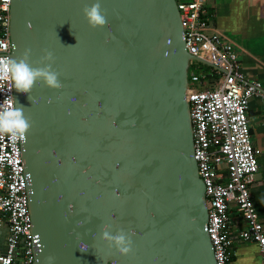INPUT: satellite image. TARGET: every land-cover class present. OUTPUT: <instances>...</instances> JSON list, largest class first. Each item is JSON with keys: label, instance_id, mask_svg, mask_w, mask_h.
<instances>
[{"label": "water", "instance_id": "1", "mask_svg": "<svg viewBox=\"0 0 264 264\" xmlns=\"http://www.w3.org/2000/svg\"><path fill=\"white\" fill-rule=\"evenodd\" d=\"M94 2L10 3V57L28 48L43 67L52 52L62 84L38 83L34 103L13 87L32 121L21 147L33 264H216L186 100L189 60L212 65L187 52L176 0H99L95 29L82 14ZM103 224L131 231L128 255L100 239Z\"/></svg>", "mask_w": 264, "mask_h": 264}, {"label": "built area", "instance_id": "2", "mask_svg": "<svg viewBox=\"0 0 264 264\" xmlns=\"http://www.w3.org/2000/svg\"><path fill=\"white\" fill-rule=\"evenodd\" d=\"M176 2L187 52L212 65L209 71L201 68L203 71L189 75L186 100L197 173L205 188L207 232L215 262L230 264L227 247L231 243L228 228L233 203L246 222L239 239L254 241L264 264V226L250 192L260 151L251 140L247 115L249 99L257 93L258 85L244 82L234 48L217 33H210L212 12L208 0ZM10 3L11 0H0V60L10 57L13 47ZM195 61L190 59L189 67ZM6 100L15 102L13 85L0 80V106ZM22 141L0 136V216L9 225L0 264H33L38 246V238L32 234ZM223 167L227 171L225 181L220 173Z\"/></svg>", "mask_w": 264, "mask_h": 264}, {"label": "crops", "instance_id": "3", "mask_svg": "<svg viewBox=\"0 0 264 264\" xmlns=\"http://www.w3.org/2000/svg\"><path fill=\"white\" fill-rule=\"evenodd\" d=\"M185 1V0H178ZM212 12L210 33H217L238 55L244 82L258 85L257 93L248 103L251 140L259 149L258 170L250 184L251 198L264 226V0H208ZM222 180L227 178L221 168ZM227 247L230 264H263L258 245L251 240L241 241L239 233L246 222L232 203L229 208ZM0 216V247L6 250L9 228Z\"/></svg>", "mask_w": 264, "mask_h": 264}, {"label": "clouds", "instance_id": "4", "mask_svg": "<svg viewBox=\"0 0 264 264\" xmlns=\"http://www.w3.org/2000/svg\"><path fill=\"white\" fill-rule=\"evenodd\" d=\"M82 14L91 28H102L107 23L106 14L101 8L99 0H95L90 6L82 9ZM31 49L26 48L19 57H8L0 60V80L10 81L18 93L28 94L29 99H34L29 94L38 83L49 89H60L62 84L59 80L60 73L52 68L54 57L52 52L45 50L43 56L37 61L43 67H33L30 63ZM60 99L59 96L56 97ZM51 102V98L48 99ZM32 127L31 119L25 115L22 106H16L15 102L6 100L0 106V136H9L13 140H22ZM131 231L125 233L122 229L115 234L110 233V225L101 226L100 239L107 246L115 248L121 256H126L132 251ZM88 245L83 244L81 251H87ZM53 257H48L51 261Z\"/></svg>", "mask_w": 264, "mask_h": 264}, {"label": "rangeland", "instance_id": "5", "mask_svg": "<svg viewBox=\"0 0 264 264\" xmlns=\"http://www.w3.org/2000/svg\"><path fill=\"white\" fill-rule=\"evenodd\" d=\"M201 68H203V69L206 70V71H209V70L211 69V67H209V66H207V65H204V64L201 63V62H197V61H195V62L193 63V65H191V66L189 67V75H190L193 71H196V72L203 71V70H201ZM189 75H188V76H189Z\"/></svg>", "mask_w": 264, "mask_h": 264}]
</instances>
